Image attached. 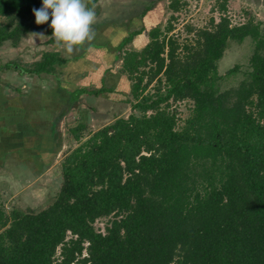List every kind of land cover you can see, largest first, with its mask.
Instances as JSON below:
<instances>
[{"label":"trees","instance_id":"1","mask_svg":"<svg viewBox=\"0 0 264 264\" xmlns=\"http://www.w3.org/2000/svg\"><path fill=\"white\" fill-rule=\"evenodd\" d=\"M156 1L123 29L111 27L124 33L115 47L108 37L94 42L108 22L93 25L89 43L122 60L121 93L131 110L95 130L82 121L70 127L76 145L62 158L61 183L47 206L6 211L0 203V264H264V23L251 16L232 24L223 14L206 27L189 26L192 37L180 42L168 35V21L164 32L148 30L142 48L124 49L145 29L128 30L135 17ZM85 2L93 8L97 0ZM185 4L169 0L166 9ZM41 7L42 0H0V46L15 47L27 33L50 37L51 19L35 23L32 10ZM247 38V64L219 74L230 42ZM68 61L52 50L0 68L59 80ZM237 73L235 85L220 87ZM104 91L114 89H75L67 103ZM185 99L191 114L178 125L169 102ZM109 216L104 231L95 229V220Z\"/></svg>","mask_w":264,"mask_h":264},{"label":"rangeland","instance_id":"2","mask_svg":"<svg viewBox=\"0 0 264 264\" xmlns=\"http://www.w3.org/2000/svg\"><path fill=\"white\" fill-rule=\"evenodd\" d=\"M148 1L149 0H97L93 7L96 14L94 25L100 23L102 20H104L103 22L108 23L105 27L103 26V28H101L102 26H100L99 30L96 29L97 40L92 41H104V39L108 37L109 42L112 44L111 46L115 47L124 33L121 35L117 34L111 30V27H118L121 23L123 29L128 23V21H126L127 18H131L133 15L138 16L136 13L139 12ZM168 2L169 0H160L156 2L154 6L155 13L154 9H152L146 16L135 17V19L137 18L139 23L145 25L144 27H146L147 24L154 25L157 23L156 25L160 27V32H164L168 21H171L173 29L168 35L171 34L178 37V41L180 42H184V40L192 37V34L188 31L189 26L194 28L206 27L210 24L211 20L216 22L223 14L229 17L232 24L242 23L251 16L264 23V0H228L226 1V10L220 8L223 4V0H181V3L186 4L177 12L173 13L166 9ZM163 5H165V8ZM117 19H120V21ZM135 19L132 18L130 21ZM138 24L134 25L132 23L128 30L139 29L141 24ZM262 27H264V24ZM30 34L31 33H27L24 35L15 47L11 46L9 42H5L0 46V65L8 61L29 64L39 59L43 51L57 50L60 52L61 56L65 57H70L73 54L69 55L65 50L58 49L54 42L48 41L49 38L41 40L36 39L34 41ZM145 42L146 40L144 39L137 40V36H135L134 40L129 42L124 49H140ZM250 42L251 41L248 38L242 43L230 42L224 55L218 61V73L223 75L228 68L235 64H239L241 65V68H243V66L247 64L252 51V44ZM90 50L93 52H86L87 54L85 55L87 60L85 63L78 65L75 60H70L66 63V66L64 65L58 68L61 70V74L58 75L59 80L54 79V77L50 75H45V79L42 81H38L35 77H31L30 75H27L20 80L16 71L0 70V110H3V108L7 106V103H5V101H7L5 100L7 99L6 97L9 99L8 104L10 105V109L13 108L17 111L20 107L18 104L20 101L18 99L20 98L19 93L17 94L11 90L14 86H20L23 93L22 96L28 98L33 104L38 98L39 88L41 89L42 87L47 93L50 92L48 89H51L52 92L56 93L58 92L59 84L62 93L65 90L69 92L73 89V85L81 84L83 82L82 78L84 75L80 72L87 69L93 72L95 70L94 68H97L100 65L103 68V75L107 84L106 86L114 88V91H107L105 93L106 97H98L94 99V97L91 96L83 99L84 101L82 104H84V107H86V105L97 106L96 112L92 114L93 119L91 120H84L89 119V117L83 116V113H85L83 110L78 114L75 112L77 104L73 103L72 105H69L70 107L66 105L60 106V108H66V114H63V117L71 116L73 117L72 119L75 117L77 118L74 119L73 124H68L66 121L60 123L61 130L58 132V134H60V140L58 139L57 143H60L61 148L54 156L50 152H45L42 157L39 151L49 148L50 145L56 147L55 141L52 143H45V146H43L44 149L42 148V145L39 147V144L28 143L27 147L20 148L23 155H17L18 153L12 154L10 157H7L4 162L5 164L0 161V203L6 211L13 208L37 211L51 203L61 183L62 158L76 145L74 139L70 135V127L75 126L81 120L90 130H95L98 127L111 123L115 117H126L130 112V105L125 100L126 97L121 94L123 90L125 91V89H127L126 75L118 72V67L120 69L122 60L119 58L117 61L113 60V54L115 52L112 50L108 51L110 55L107 56L108 58H106L103 53L107 51H103V54L99 55L101 52L100 49L91 48ZM105 67L107 68L105 69ZM240 78L241 74L239 73L230 75L229 77L220 80L219 85L221 88L230 87L235 85ZM154 85L155 83L149 85L147 90L150 93H153ZM53 87L55 89H53ZM116 90H118V92ZM92 99L96 101V104H93L94 100ZM12 102L15 104H12ZM77 102L78 101H76V103ZM169 104L170 106L168 109L175 113L176 118L178 119V125H182L184 119L191 114L192 101L185 99L177 102L170 101ZM98 109H102L101 112H98ZM78 116L83 117L84 119H78ZM105 116H107V118ZM103 118L106 119L104 120ZM60 121H62V119ZM7 134V130H2L0 128V147L8 141ZM2 149L3 148H0V150ZM16 155L26 159H23L22 161H26L27 164L25 162L24 165H20V158H15L17 157ZM42 159L45 161L41 162L40 160ZM17 161L20 163H17ZM1 164L4 168H1ZM110 218L111 217L109 216L95 220V229L98 231H104L105 225ZM58 254L59 249L57 250L56 255L58 256Z\"/></svg>","mask_w":264,"mask_h":264},{"label":"crops","instance_id":"3","mask_svg":"<svg viewBox=\"0 0 264 264\" xmlns=\"http://www.w3.org/2000/svg\"><path fill=\"white\" fill-rule=\"evenodd\" d=\"M226 1H228V0H223V2H222L223 3L222 5L225 6V9H226ZM155 3L156 2H154V4L151 6V10L154 9ZM163 6L165 8V5H163ZM220 8H222V6ZM154 13H155V9H154ZM156 24L157 23H155L154 25L147 24V26L145 27V29H143L141 31V33H138L135 35V36H137V40H143L144 39L147 42L148 30L154 26H157ZM148 26H149V28H148ZM134 37L132 40H134ZM93 45H95V44L91 45L89 42H86L84 45L78 47L77 50L74 51L70 57H67V56L66 57L62 56V57L69 59V61L75 60V62H77L78 65L83 64L87 60V57L85 55V54H87L86 52H89V53L93 52L92 50H90L91 48L100 49L101 52L99 55L104 53V56H106V58H108L107 56H110L108 53V50L106 48L94 47ZM103 51H107V52H103ZM72 56H74V57L72 58ZM64 65L66 66V64H64ZM106 68L107 67H105V69ZM94 69H95L94 70L95 72L94 71L91 72V70H88V69L83 71V72H80L81 74L84 75V77L82 78L83 82L81 84L73 85L72 86L73 89L70 90L69 92H72L75 89H79V88H84V89H100V88L106 89V88H110V87L106 86L107 84H106L105 77L103 75L102 66L100 65ZM0 70H14V71H16V74L20 78V80H21V78H24L27 75H30L31 77H35L36 80H38V81H42L45 79V77H44L45 75L39 77L38 75L31 74V73H19L15 69L0 68ZM118 72H120L119 67H118ZM77 77H79V76H77ZM97 80H98V82H97ZM25 81H26V78H25ZM98 84H99V86H98ZM40 86H41V84H40ZM58 88H59L58 92H56V93L52 92L51 89H48L50 92L47 93L42 87H41V89L37 88L39 90L38 91V98H37L36 102L33 104L31 103V101L28 100V98H24V96H22L23 93H22V89L20 86H14L13 89L10 88L15 93H17V94L19 93L20 98H18V99L20 101L18 104L20 107L18 108L17 111L14 110L13 108L10 109V105L8 104L9 99H8V97H6L7 99H5V100H7V101H5V103H7V106L5 108H3V110H0V128L2 130H7V132H8V134H7L8 135V137H7L8 141H6L0 147V148H3L2 150H0V161L1 162L4 163L7 159V157H10L12 154L18 153L17 155H19V154L23 155L20 148L25 147V146L27 147L28 143H33V144L36 143V144H39V147H40V145H42V148H43V146H45V143H48V142L52 143L55 141L56 147H52L50 145L49 148H47V149L43 148L44 150L39 151V153L42 155V157H43L45 152H47V153L50 152L53 156L55 154H57V152L61 148L60 143H57V140L58 139L60 140V134H58V132H60V130H61L60 129L61 128L60 123L66 121V122H68V124L69 123L73 124L74 119L77 118V117H75L74 119H72L73 117H71V116H65V117L62 116L63 114H66V112H65L66 108L63 109V108H60V106H62V105L69 106L67 103V101H68L67 97L69 95V92L65 90L63 93H61L62 89H60L59 84H58ZM111 88L114 89L113 87H111ZM53 89H55V88L53 87ZM116 91L118 92V90H116ZM105 93L106 92L104 91L98 95L85 94V93L80 94V96L77 98V100H75V102H73L74 104H77L76 105L77 111L75 110V112H77V114H78L81 110H83V112H85V113H83V116L89 117V119H84L83 117H79V116H78V119L83 118L84 120H91V119H93L92 114L94 112H96L97 106H95V105H92V106L86 105V107L83 106L84 104H82V103L84 101L83 100L84 98H88L91 96L94 97V99L98 98V97L103 98V97H106ZM122 95L124 97H126V95H124V94H122ZM126 98H125V100H126ZM94 99H92V100H94ZM76 101H78V102L76 103ZM45 103H46V105H45ZM73 103H71L70 105H72ZM12 104H15V103L12 102ZM93 104H96L95 100H94ZM101 110L102 109H98V112H101ZM105 117L107 118V116H105ZM106 118H103V119L105 120ZM61 119H62V121H60ZM39 153H38V155H39ZM15 158H17V159L20 158L19 159V161H21L20 165H22V164L24 165L26 162V161H22L24 158L21 156H17ZM24 160H26V159H24ZM19 161H17V163ZM40 161L44 162L45 160L42 159ZM26 164H27V162H26ZM2 167L4 168V166L1 164V168Z\"/></svg>","mask_w":264,"mask_h":264},{"label":"clouds","instance_id":"4","mask_svg":"<svg viewBox=\"0 0 264 264\" xmlns=\"http://www.w3.org/2000/svg\"><path fill=\"white\" fill-rule=\"evenodd\" d=\"M35 23L45 24L51 19L49 27L52 35L31 33L36 39L50 38L58 49H63L71 55L78 47L95 38L93 25L96 14L89 8L85 0H42V7L33 9Z\"/></svg>","mask_w":264,"mask_h":264},{"label":"flooded vegetation","instance_id":"5","mask_svg":"<svg viewBox=\"0 0 264 264\" xmlns=\"http://www.w3.org/2000/svg\"><path fill=\"white\" fill-rule=\"evenodd\" d=\"M157 2V1H156Z\"/></svg>","mask_w":264,"mask_h":264}]
</instances>
